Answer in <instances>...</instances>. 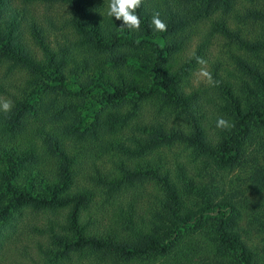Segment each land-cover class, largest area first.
Segmentation results:
<instances>
[{
  "label": "trees",
  "instance_id": "obj_1",
  "mask_svg": "<svg viewBox=\"0 0 264 264\" xmlns=\"http://www.w3.org/2000/svg\"><path fill=\"white\" fill-rule=\"evenodd\" d=\"M35 1L66 10L58 27L48 21L58 33L53 45L54 35L46 36L23 5ZM108 3L0 0V68L21 72L23 85L32 87L25 99H11L10 112L0 110V138L34 137L25 148L0 141V245L28 227L27 213L42 221L29 228L43 239L32 257L9 264H73L88 252L102 264H264L234 230L235 193L194 212L185 203L195 175L234 168L255 143L264 153V0H142L139 31L108 16ZM154 12L166 31L150 26ZM215 36L227 47L228 62L208 60ZM197 58L208 61L215 84L191 83L201 66ZM44 94L54 97L34 107L35 96ZM87 103L82 114L78 107ZM145 108L173 115L182 128L139 122ZM205 112L213 113L215 140L203 124ZM219 118L234 126L217 128ZM123 130L132 134L122 141ZM37 143L56 160L54 178L33 176ZM95 143L117 158L115 169L74 188L77 147ZM174 147L190 155V166L177 157L174 169L161 161L162 150ZM125 159L137 162L128 168ZM137 184L157 192L147 198L145 215L119 214L107 228L96 227L99 214H108L105 205ZM97 195L101 202L94 203Z\"/></svg>",
  "mask_w": 264,
  "mask_h": 264
},
{
  "label": "rangeland",
  "instance_id": "obj_2",
  "mask_svg": "<svg viewBox=\"0 0 264 264\" xmlns=\"http://www.w3.org/2000/svg\"><path fill=\"white\" fill-rule=\"evenodd\" d=\"M18 1L21 3L22 0H17V2ZM23 3V5L27 7L26 9L28 13H33L35 21L40 24V27H42L44 31H46V36L54 35L53 40L50 42L51 45H53L57 37L55 34L58 35V33H54L53 30H51L50 23L52 22L55 27H58L60 21L64 20L66 17L65 8L58 5H54L50 8L48 4L38 1L31 2L30 4L29 2ZM49 20L52 21L48 22ZM242 26L249 31L248 25ZM199 35H202L203 37L207 35V25L199 27ZM195 39L197 41V38ZM205 39L209 41L210 38ZM217 39L218 37L215 36L211 45H208V51L210 54L207 58L208 60L211 59V61L221 60L225 62L226 60L228 62L227 47H224L222 43L217 41ZM27 40L31 51L36 53L37 47H35L29 39ZM80 57L81 55L78 54L77 59ZM206 67L209 71V63L206 64ZM6 70L7 69L0 68V101H11L14 97L25 99L29 92L32 91V87H26V84L23 85V74L21 72L13 69ZM197 73L191 78V83L194 85L204 81L198 78ZM53 97L52 94H44L41 99H38V96H35L36 99L31 103H33L34 107L38 108L42 102L48 103ZM60 101L62 102V100ZM65 101L76 102V100L74 101L70 98H65ZM36 102L38 103L37 106H35ZM76 104L78 103L76 102ZM88 108L89 105L87 103L83 108L78 107V111L85 114ZM212 114V112L207 113L203 124H205L207 128V135L212 140H215V129L209 121ZM91 116L92 115H90L85 121L89 122ZM138 121L142 123L152 122L154 124L163 123L169 127L174 126L182 128V124L173 115H169V113L166 112H157L155 108H145ZM131 134L132 132L130 130H123L119 136L122 137L123 141L126 137H130ZM135 135H137V133ZM32 138L34 137L31 134L23 133L21 136H18L13 143L12 141H9L7 137L5 138L3 136L0 138V141L7 146L6 148L14 145L25 148L30 147V139ZM27 141H29L28 144L26 143ZM35 149L37 153H40V161L34 165L35 173L33 176L39 178V180L43 178H54L57 169L56 160L45 155L44 152L41 151L39 144L36 145ZM77 151V171L74 188L77 186L89 187L92 177L97 178L101 173L115 169L116 162L114 163V161H116L117 158L112 153H102L97 143L77 147ZM162 151H164L163 156L165 157H163V160L161 161L171 169H174L175 166L173 165V157H177L182 162H185L187 166H190L187 157L189 154L183 152L182 149L174 147ZM155 160H157V155H155ZM135 161L137 162V159H125V164L128 168H132ZM215 169L216 168L204 170L201 175H195L192 178L193 189L188 191L185 195V203L187 207L193 212L198 211L207 204L208 200H211V204L213 205V203L220 202L226 195L235 193L237 195L236 200H238L235 203L238 210V218L236 219L234 230L237 231L236 233L240 235V238L243 241L245 240L250 245L253 254L257 256L259 260H264V153L262 148L257 143L249 145L245 149V155L241 164L227 170ZM190 176L192 175L190 174ZM156 195V190L150 184H137L134 188L126 190L120 195L114 196L115 201L113 202L112 199L109 201V204L105 205V210H107L108 214H99L95 226L101 229L107 228L112 220L119 218V214H123L124 216L132 214V217L135 219L141 218L145 215V211L147 210V198L149 197V199L154 200V196ZM97 196L98 197L95 198L94 203L101 202L102 196ZM94 205L96 206L98 204ZM37 216L38 215L33 213H27L24 216L23 221H28V227H24L22 231L18 230L13 234V237L4 242V245L1 244L3 245V249L0 248V255L2 256L1 264L18 262L23 256H26V254H30V256H26V258H28L36 253L35 243L37 240L40 241L43 239L39 236V233L32 232L29 227L33 224L36 225L42 223V221H35ZM149 217L150 215H146L144 217L145 221H147ZM17 224L14 225L16 226ZM87 260L96 261L99 264H102L99 255L94 253L91 254L90 252L84 254L83 257L75 256L72 263H86Z\"/></svg>",
  "mask_w": 264,
  "mask_h": 264
},
{
  "label": "clouds",
  "instance_id": "obj_3",
  "mask_svg": "<svg viewBox=\"0 0 264 264\" xmlns=\"http://www.w3.org/2000/svg\"><path fill=\"white\" fill-rule=\"evenodd\" d=\"M142 5V0H109L107 15L115 17L116 20L123 22L122 27H127L130 31H139L140 18L137 14V9ZM150 26L155 31H166L167 25L160 19V13L154 12L150 22ZM197 63L201 65L198 70V78L205 80L208 84H215L211 73L207 70V62L203 58H197ZM12 102L9 100L0 101V110L8 113L12 110ZM228 120L219 118L216 127L220 129H229L233 127Z\"/></svg>",
  "mask_w": 264,
  "mask_h": 264
}]
</instances>
